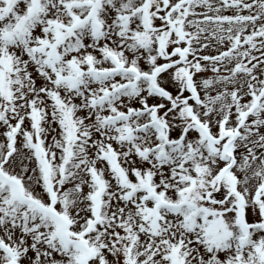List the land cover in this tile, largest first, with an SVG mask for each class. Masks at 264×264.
<instances>
[{"label": "snow or ice", "instance_id": "1", "mask_svg": "<svg viewBox=\"0 0 264 264\" xmlns=\"http://www.w3.org/2000/svg\"><path fill=\"white\" fill-rule=\"evenodd\" d=\"M0 264H264V0H0Z\"/></svg>", "mask_w": 264, "mask_h": 264}]
</instances>
